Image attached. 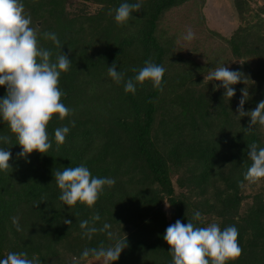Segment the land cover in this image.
<instances>
[{"label":"trees","instance_id":"trees-1","mask_svg":"<svg viewBox=\"0 0 264 264\" xmlns=\"http://www.w3.org/2000/svg\"><path fill=\"white\" fill-rule=\"evenodd\" d=\"M65 1L22 0L32 26L61 41L58 48L41 37L51 59L63 52L72 60L59 87L66 93L62 103L75 112L63 121L54 115L47 126L52 148L26 158L18 156L22 148L0 119V136L11 138L0 147L11 151L13 168L0 171V259L26 252L40 264H82L95 258H82L85 249L127 240L113 264H172L163 235L179 219L202 227L217 223L222 230L234 225L243 252L228 264H264V180L239 185L251 164L248 146L264 147V127L247 128L250 117L236 111L242 88L249 91L245 111L264 100V4L255 9L264 0H232L237 22L226 35L206 23V0H144L124 25L114 19L124 0H80L94 11L81 7L73 15ZM188 28L203 37L185 41ZM240 57L247 84L233 85L229 100L226 89L214 90L220 84L204 76L220 65L231 69ZM146 60L166 69L162 92L147 81L126 93L123 82L108 76L116 63L126 81ZM6 91L0 86V98ZM63 126L70 132L57 145L54 131ZM81 164L94 177L116 181L92 208L59 200L54 172ZM196 211L200 221L193 220ZM84 220L111 227L89 239L80 228Z\"/></svg>","mask_w":264,"mask_h":264},{"label":"clouds","instance_id":"clouds-1","mask_svg":"<svg viewBox=\"0 0 264 264\" xmlns=\"http://www.w3.org/2000/svg\"><path fill=\"white\" fill-rule=\"evenodd\" d=\"M144 0H136L130 3L124 0L115 9V21L126 24L133 12H139ZM111 14V13H110ZM30 13L25 10L22 0H0V86H5L6 94L0 98V119L7 123L11 132L22 148L19 157H27L34 151L47 154L52 148L47 126L58 114L63 121L74 114L75 110L62 103V97L66 96L60 87L62 73L70 71L72 60L63 52L53 61L52 52L41 45V37L51 40L58 48H62L61 41L56 33L39 31L32 26ZM196 38L195 32L187 29L183 37L185 41ZM243 64L244 62H240ZM133 77L125 81V73L117 70V64L108 67V76L117 84L124 83V91L135 94L137 84L143 85L150 81L152 86L163 91V78L166 69L151 60H146L144 66L132 68ZM204 81H221L214 90L220 87L226 89L223 98L229 100L236 95L233 85L243 81L247 84L244 74L238 70H230L225 65H220L215 70L204 76ZM242 96L236 109L239 117H250L248 127L252 129L257 125L264 127V100L257 106L245 111L244 105L249 99L248 88L241 89ZM75 127V121H71ZM68 126L58 127L54 131L57 145L65 142L69 134ZM0 142L10 144L11 138L0 136ZM247 156L251 161L244 173V180L239 182L241 187L244 181L257 183L264 180V147H258L256 143L248 146ZM12 158L10 150L0 147V171L13 170L9 163ZM55 182L61 190L59 200L67 206H75L78 202L86 204L89 208L96 205L105 187L111 188L116 181L113 178L94 177L90 170L81 164L76 167H67L63 171L54 172ZM166 203V202H165ZM166 205H169L166 203ZM12 223L16 230L23 231L18 216H13ZM101 219L96 213L94 220ZM202 219L199 211L194 212L193 220ZM63 223L71 225L70 219L64 218ZM110 225L105 223L100 229L89 226V221L80 222V228L87 238H91L97 231L107 232ZM111 237L112 233L108 232ZM239 231L234 225L223 230L217 223L207 226H197L188 220L185 224L177 219L169 225L163 235V239L170 245L172 264H228L242 255L243 249L239 244ZM127 240H116L109 247L85 249L81 256L86 259L89 256L102 260L103 264H113L119 260L122 251L127 247ZM0 264H40V260L33 256L28 257L26 252H9Z\"/></svg>","mask_w":264,"mask_h":264},{"label":"rangeland","instance_id":"rangeland-1","mask_svg":"<svg viewBox=\"0 0 264 264\" xmlns=\"http://www.w3.org/2000/svg\"><path fill=\"white\" fill-rule=\"evenodd\" d=\"M249 2L252 4L253 0H249ZM263 4V1L260 2L255 9L259 10V6ZM64 7L65 10L71 15L75 14V12H81L79 11V9L81 10V7L88 12L94 11L92 5L83 3L80 0H66L64 3ZM203 8L206 15V23L208 24L210 29H214L215 31L220 32V34L223 35L229 34L232 31L233 26L237 22L232 0H206ZM195 34L196 38L199 40L203 37H199L197 35V32ZM241 59L242 58L240 57L237 63L240 62ZM82 264H103V261L97 260L96 258H88Z\"/></svg>","mask_w":264,"mask_h":264},{"label":"water","instance_id":"water-1","mask_svg":"<svg viewBox=\"0 0 264 264\" xmlns=\"http://www.w3.org/2000/svg\"><path fill=\"white\" fill-rule=\"evenodd\" d=\"M242 68H243V66H242V64L241 63H237V64H235V65H233L232 67H231V69L230 70H238V71H242ZM216 84H221L222 82L221 81H214Z\"/></svg>","mask_w":264,"mask_h":264}]
</instances>
